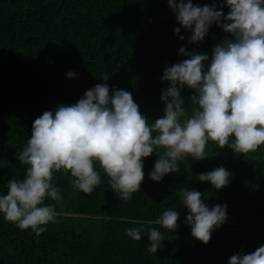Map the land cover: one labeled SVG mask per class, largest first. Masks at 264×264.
I'll list each match as a JSON object with an SVG mask.
<instances>
[{
  "label": "trees",
  "instance_id": "trees-1",
  "mask_svg": "<svg viewBox=\"0 0 264 264\" xmlns=\"http://www.w3.org/2000/svg\"><path fill=\"white\" fill-rule=\"evenodd\" d=\"M192 2H216L229 12L225 0ZM177 27L167 0H0V195L7 194L9 180L24 178L27 166L18 157L45 111L54 114L59 105L75 104L108 74L110 93L130 92L151 124L163 115L165 67L187 58L179 49L210 60L216 44L232 39L214 24L202 42L189 44L191 32L181 28V40ZM69 72L78 75L69 79ZM194 94L187 87L181 91L189 108ZM206 153L204 160L179 161L180 172L161 182L148 175L158 156L145 158L141 189L128 202L119 200L98 165L101 184L91 195L73 187L70 173L55 172L53 184L62 195L55 222L36 235L0 214V264H228L241 250L254 252L264 246V146L237 156L210 141ZM220 166L231 173L228 187L215 190L197 179ZM182 188L200 191L209 208L227 205V221L206 245L184 223L187 209L176 195ZM169 208L180 212L178 227L170 232L152 225L164 237L156 254L147 251V230L140 241L125 235L140 227L134 221L155 220Z\"/></svg>",
  "mask_w": 264,
  "mask_h": 264
},
{
  "label": "clouds",
  "instance_id": "clouds-1",
  "mask_svg": "<svg viewBox=\"0 0 264 264\" xmlns=\"http://www.w3.org/2000/svg\"><path fill=\"white\" fill-rule=\"evenodd\" d=\"M167 3L181 26L175 34L179 36L181 28L191 32L189 44L202 42L214 24L232 39L216 44L210 60L207 54L179 49L187 58L165 67L162 81L169 86L160 97L163 115L151 124L130 92L114 88L110 93L108 74L101 78L104 83L87 90L75 104L59 105L54 114L45 111L36 118L18 157L27 166L24 178L9 180L7 194L0 195L5 220L42 234L57 218L56 204L62 203L61 189L53 184L54 173L61 170L75 178V189L91 195L101 184L98 165L119 200L128 202L141 189L143 160L153 154L158 159L148 175L161 182L165 175L180 172L179 161L208 158L210 141L237 156L264 146V0H225L227 15L223 4L218 9L216 2L204 6L192 0ZM77 75L67 73L69 79ZM185 87L195 93L189 97L190 108L181 96ZM230 177L220 166L197 179L220 190L228 187ZM176 195L187 209L184 223L192 237L208 244L212 232L227 221V205L209 208L204 194L194 189L182 188ZM48 198L55 204H45ZM179 219L180 212L169 208L155 220L134 221L140 227L126 229L125 235L140 241L147 230V251L156 254L164 237L152 225L174 232ZM228 264H264V246L246 254L241 250Z\"/></svg>",
  "mask_w": 264,
  "mask_h": 264
},
{
  "label": "water",
  "instance_id": "water-1",
  "mask_svg": "<svg viewBox=\"0 0 264 264\" xmlns=\"http://www.w3.org/2000/svg\"><path fill=\"white\" fill-rule=\"evenodd\" d=\"M10 2H12V3H13V2H15V0H10Z\"/></svg>",
  "mask_w": 264,
  "mask_h": 264
}]
</instances>
